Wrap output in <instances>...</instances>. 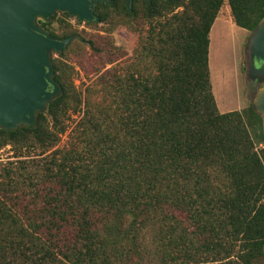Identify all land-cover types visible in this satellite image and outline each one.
Returning <instances> with one entry per match:
<instances>
[{
  "label": "trees",
  "instance_id": "16d2710c",
  "mask_svg": "<svg viewBox=\"0 0 264 264\" xmlns=\"http://www.w3.org/2000/svg\"><path fill=\"white\" fill-rule=\"evenodd\" d=\"M226 1L239 28L253 32L264 18V0ZM223 2L142 0L158 30L143 47L152 72L119 64L102 119L87 95L69 104L65 64L52 60L61 94L36 126L0 129V148L51 150L82 113L76 142L55 162L43 206L20 213L0 193V264H264L262 117L253 104L220 113L210 83L209 32ZM111 8L136 15L135 0L131 11L113 0L94 14L105 21Z\"/></svg>",
  "mask_w": 264,
  "mask_h": 264
},
{
  "label": "rangeland",
  "instance_id": "374dc122",
  "mask_svg": "<svg viewBox=\"0 0 264 264\" xmlns=\"http://www.w3.org/2000/svg\"><path fill=\"white\" fill-rule=\"evenodd\" d=\"M135 9L136 15L131 18L111 8L108 19L101 22L79 21L76 16L61 11L54 12L47 22L41 17L35 19L36 26L46 31L42 23H49V28L57 34L74 33L75 38L61 53L50 52L51 62L54 59L65 64L71 106L74 94L87 95L91 98V111L102 119L105 109L115 106V89L107 87L109 84L105 81L117 77L119 64L141 61L144 72H152L150 68L145 70L148 61L143 47L152 42L158 30L153 29L155 21L143 15L142 0H135ZM252 36V32L234 24L224 0L210 29L208 47L210 83L220 113L245 111L264 89V77L253 70L258 65L251 60ZM101 95L105 96L102 102L98 100ZM81 116L82 113L71 115L66 132L51 150L12 144L0 148V193L15 210L21 213L23 205L32 210L43 206L41 192L48 176L55 171V162L60 160L61 153L71 142H76L73 138L76 132H70ZM256 145L258 150L262 147V144ZM56 148L60 153L53 154ZM6 256L15 257L10 253ZM17 260L15 264H28L21 257Z\"/></svg>",
  "mask_w": 264,
  "mask_h": 264
},
{
  "label": "water",
  "instance_id": "95a60500",
  "mask_svg": "<svg viewBox=\"0 0 264 264\" xmlns=\"http://www.w3.org/2000/svg\"><path fill=\"white\" fill-rule=\"evenodd\" d=\"M132 2L124 0L129 11ZM98 3L108 5L112 0H0V129L36 126L38 114L46 112L62 91L54 80L50 52L61 53L74 36L56 39L36 26L35 19L47 22L61 11L79 21L100 22L94 14ZM252 33L251 60L258 65L253 70L264 77V18ZM253 107L264 129V89Z\"/></svg>",
  "mask_w": 264,
  "mask_h": 264
},
{
  "label": "flooded vegetation",
  "instance_id": "af4514ba",
  "mask_svg": "<svg viewBox=\"0 0 264 264\" xmlns=\"http://www.w3.org/2000/svg\"><path fill=\"white\" fill-rule=\"evenodd\" d=\"M97 6V5H96ZM95 10H96V8H95Z\"/></svg>",
  "mask_w": 264,
  "mask_h": 264
}]
</instances>
